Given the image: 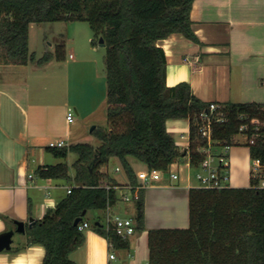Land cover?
Here are the masks:
<instances>
[{
    "label": "trees",
    "instance_id": "trees-1",
    "mask_svg": "<svg viewBox=\"0 0 264 264\" xmlns=\"http://www.w3.org/2000/svg\"><path fill=\"white\" fill-rule=\"evenodd\" d=\"M194 0H0V63L44 65L66 59V42L54 53L38 58L30 50V29L44 22H88L91 43H105L107 76V125L92 134L98 144L74 143L53 148L56 157L77 155L72 178L67 162L41 165L42 178H62L76 183L68 195L40 220L27 226L23 246L41 244L43 264H78L71 253L85 242V215L89 210L116 205L119 184L102 168L118 157L129 185L138 177L128 157L144 162L149 170L166 173L184 154L167 130L169 118L190 120V143L186 153L199 168L208 144L200 131L205 121L223 113L226 121L212 120L213 144L231 146L233 137L245 133L251 158L262 169L250 174V186L226 188L192 187L189 191L190 226L153 228L148 231L149 264H264V103L227 102L211 111L210 103L197 97L188 82L167 84V56L157 42L173 33L200 42L193 29ZM248 126L242 132L240 128ZM106 184L114 187L107 189ZM144 188L133 189L137 231L145 229ZM84 211L86 214L84 215ZM83 217L76 225L75 220ZM94 228L109 237L117 249H128L130 239L107 234L100 221Z\"/></svg>",
    "mask_w": 264,
    "mask_h": 264
},
{
    "label": "crops",
    "instance_id": "crops-1",
    "mask_svg": "<svg viewBox=\"0 0 264 264\" xmlns=\"http://www.w3.org/2000/svg\"><path fill=\"white\" fill-rule=\"evenodd\" d=\"M191 18L200 42L180 33L157 42L167 56V84L188 82L197 97L219 105L264 103V0H194ZM78 23L66 24L65 60L53 59L44 65L0 63V233L15 229V220L24 222L27 229L32 220L42 219L55 208L75 185L73 179L38 176L36 170L41 165L69 162L70 154L67 159L56 157L49 143L64 140L69 146L92 137L87 142L97 145L90 126L107 125L105 65L90 43L92 32ZM79 36L82 47L76 42ZM70 106L75 110L73 122L67 119ZM166 126L184 151L171 165L179 178L173 179L166 172L161 180L144 188L145 229L130 239L128 249H121V254L115 251L117 259H109L107 238L88 230L83 245L70 255L76 263L149 264L150 229L190 226L189 191L201 187L196 177L199 168L191 165L186 153L190 120L169 118ZM239 135L243 134L235 135L234 142L245 143L246 137L241 140ZM247 147L244 153L229 147L231 187L250 186L251 171L262 170ZM128 161L139 184L143 183L146 166L132 156ZM102 170L109 172L108 166ZM70 176L74 178L75 171ZM116 182L117 190L124 187L132 195L128 179ZM27 239L26 231L18 236L19 247L1 251L0 264H43L45 247H23Z\"/></svg>",
    "mask_w": 264,
    "mask_h": 264
},
{
    "label": "built area",
    "instance_id": "built-area-1",
    "mask_svg": "<svg viewBox=\"0 0 264 264\" xmlns=\"http://www.w3.org/2000/svg\"><path fill=\"white\" fill-rule=\"evenodd\" d=\"M221 105L216 104L214 102L210 103V109L211 111H215L217 108H219ZM203 118L205 121L202 123L200 131L207 137L208 144L206 147H203L201 150L203 153H205L206 157L204 161L200 164L199 170L196 173L197 180L200 183L201 187L205 188H226L229 186V180H230V160H229V146H223L221 154L216 155L213 152L214 144H213V137H212V120L215 119L217 121H226V115L223 113H220L218 115L213 116V119L209 117L208 114H203ZM67 119L69 122H73L75 119V110L73 107L68 108V115ZM242 132H245L248 130V126L244 125L240 128ZM243 134L246 139L247 135L245 133ZM49 146L52 148H61L67 146L66 142L64 140H57V141H51L49 143ZM217 160V163H216ZM120 168H117V171ZM169 175L173 179H178L179 175L170 167ZM164 172L162 170L153 169L149 170L148 174H142L144 178V182L141 184H138L137 186H131L129 185V188L132 191V195H123L122 200L123 201H132L134 200L133 195V189L137 188H145L148 184H150L153 181H159L162 179ZM260 186L264 188V176L261 179ZM114 186L110 184H106V188L110 189ZM117 188V186H115ZM71 191V188H69V192ZM135 201V200H134ZM114 205L108 204L107 208L105 209L107 212L106 221L103 225V228L107 234L109 232H114L118 236L122 237L123 239H131L136 233H137V222L135 219V216H122L120 214H115L112 211V208ZM86 227L85 224H81L80 228L84 230ZM108 240V246H109V259L115 260L117 259V255L115 253V247L111 239L109 237H106Z\"/></svg>",
    "mask_w": 264,
    "mask_h": 264
},
{
    "label": "rangeland",
    "instance_id": "rangeland-1",
    "mask_svg": "<svg viewBox=\"0 0 264 264\" xmlns=\"http://www.w3.org/2000/svg\"><path fill=\"white\" fill-rule=\"evenodd\" d=\"M66 24L67 22L66 23L65 22H44V23L34 24L30 31V41H29L30 50L32 52H35L38 58L44 56V54H46L47 52L54 53L56 50V45L59 44L63 39L65 40V32L67 31V29L65 28ZM78 24H79L78 26H85L88 30L92 32L91 27L88 22H80ZM76 42L78 46L80 47L83 46V40L81 36H79ZM96 48L98 49L100 62L105 65V60H104L105 53H106L105 45L103 46L100 44L96 46ZM95 125L96 124H93L92 126H90V129H92V127ZM91 138L89 140H84L81 142H87V141L89 142L91 141ZM238 138L242 140L244 139V135H239ZM229 147L232 149L239 148V150H241V152L243 153L244 151L247 152L248 150V147L245 145L244 142H235ZM221 148L222 147L215 146L213 149L214 154L216 155L221 154ZM76 159H77V155L74 152H71L70 159L68 162L70 174L75 171L73 164L76 161ZM140 162L146 166V168H143L142 172H144L145 174H148L149 169L147 165L142 161ZM216 163H217V160H216ZM117 167L120 168L119 169L120 171H117L116 169ZM108 168H109V175L111 178L115 179L116 181L123 182V183L127 181L128 179L127 173L124 170L120 162V159L118 157L111 158ZM252 168L254 169V166ZM248 180H249V177H248ZM241 187H248V186H241ZM124 189H125L124 187L122 188L120 187L117 190L118 195H119V200L116 203V205H114V207L112 208V211L115 214H120L125 217L133 216V214H135L136 212V204L133 201H123L122 200L123 193H126L129 196L131 195L130 191L124 190ZM106 216H107V212L105 209L89 210V212L85 215L84 223L86 227H85L84 233L88 230H94L96 232L97 230L94 228V225L98 221L104 224L106 221ZM26 231L27 229L25 230V232ZM97 232L100 233L99 231ZM23 233H18L17 236H20V234L22 235ZM100 234L105 237L104 234L102 233ZM115 251L117 254L122 253L121 249L116 248Z\"/></svg>",
    "mask_w": 264,
    "mask_h": 264
},
{
    "label": "water",
    "instance_id": "water-1",
    "mask_svg": "<svg viewBox=\"0 0 264 264\" xmlns=\"http://www.w3.org/2000/svg\"><path fill=\"white\" fill-rule=\"evenodd\" d=\"M100 44L103 46L105 45L103 38L100 39ZM94 127L95 126L92 127V130ZM85 214H86V211H84V215ZM82 219H83L82 216L77 218L75 220V224L78 225ZM14 222L16 224L15 229H10V230L0 233V252L4 251L7 248H12V247L17 248L20 246V242L18 240L17 234L25 232L26 226H25V223L22 221L15 220Z\"/></svg>",
    "mask_w": 264,
    "mask_h": 264
}]
</instances>
